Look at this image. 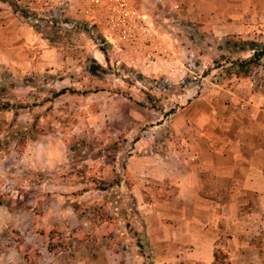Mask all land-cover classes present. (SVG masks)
Returning <instances> with one entry per match:
<instances>
[{"label": "rangeland", "instance_id": "obj_1", "mask_svg": "<svg viewBox=\"0 0 264 264\" xmlns=\"http://www.w3.org/2000/svg\"><path fill=\"white\" fill-rule=\"evenodd\" d=\"M2 1L33 29L26 55H0V264H154L145 215L164 186L137 181L130 157L188 139L179 92L264 98V56L245 63L243 44L260 51L264 27H234L219 3L195 28L163 0H126L151 24L130 45L95 0ZM253 244L264 264V234Z\"/></svg>", "mask_w": 264, "mask_h": 264}, {"label": "crops", "instance_id": "obj_2", "mask_svg": "<svg viewBox=\"0 0 264 264\" xmlns=\"http://www.w3.org/2000/svg\"><path fill=\"white\" fill-rule=\"evenodd\" d=\"M163 2V12L188 14L195 28L202 17L214 23L217 3L234 27H264V0ZM4 3L0 8L8 9ZM7 17L8 11L0 9V55H26L27 24ZM10 24L19 30L12 40L4 32ZM183 96L179 92L175 100L180 104L177 124L187 130L188 139L166 140L161 152L135 153L127 169L137 181L164 186L163 198L154 193L153 210L145 215L154 264H215L217 250L227 256L226 263L218 264H257L253 240L264 234V98L250 95L239 103L235 96L190 101Z\"/></svg>", "mask_w": 264, "mask_h": 264}, {"label": "built area", "instance_id": "obj_3", "mask_svg": "<svg viewBox=\"0 0 264 264\" xmlns=\"http://www.w3.org/2000/svg\"><path fill=\"white\" fill-rule=\"evenodd\" d=\"M104 9L107 25L117 32L118 38L130 45H137L142 39L150 43L151 24L126 0H95Z\"/></svg>", "mask_w": 264, "mask_h": 264}, {"label": "trees", "instance_id": "obj_4", "mask_svg": "<svg viewBox=\"0 0 264 264\" xmlns=\"http://www.w3.org/2000/svg\"><path fill=\"white\" fill-rule=\"evenodd\" d=\"M243 44L245 46L251 48V50H253L251 57L247 61H245V63L256 66L264 56V47L262 49H260V51H258L256 43L247 42V43H243ZM214 256H215V264L222 263V262H219V259L220 260L221 259L227 260V256L219 250H217L215 252Z\"/></svg>", "mask_w": 264, "mask_h": 264}]
</instances>
